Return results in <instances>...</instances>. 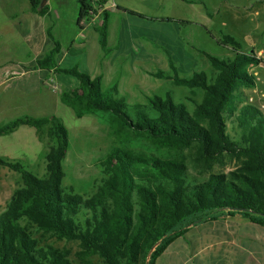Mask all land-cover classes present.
I'll list each match as a JSON object with an SVG mask.
<instances>
[{"label":"trees","instance_id":"trees-1","mask_svg":"<svg viewBox=\"0 0 264 264\" xmlns=\"http://www.w3.org/2000/svg\"><path fill=\"white\" fill-rule=\"evenodd\" d=\"M28 1L33 13L46 14V0ZM77 3L80 22L93 9L92 1ZM107 20L106 12L98 29L105 52ZM217 43L230 48L234 57L222 59L203 53L213 70L211 79L206 72L180 77L168 54L174 74L162 77L203 94L201 102L192 100L191 110L170 95L130 105L113 94L116 87L104 89L102 76L92 79L76 68L59 69L60 46L55 42V49L37 66L77 79L79 87L63 92L61 101L78 118L104 115L118 145L102 162L106 179L85 199L63 185L70 139L59 118L25 116L0 126V136L30 126L52 142L45 157L44 177L22 162L0 158V166L20 174L22 180L0 215V264H94L93 257L102 264H157L169 246L191 228L225 215H239L264 229V110L248 104L246 95L255 84L248 67L259 61L229 34L222 33ZM143 137L167 150L196 145L199 159L213 161L228 155L236 158L240 167L199 180L184 159L127 150ZM49 239L78 243L76 261L71 250L59 248Z\"/></svg>","mask_w":264,"mask_h":264},{"label":"rangeland","instance_id":"rangeland-1","mask_svg":"<svg viewBox=\"0 0 264 264\" xmlns=\"http://www.w3.org/2000/svg\"><path fill=\"white\" fill-rule=\"evenodd\" d=\"M18 1L0 0V61H6V63L11 61V58H22L25 60L31 58L33 60L37 57L36 48H30L29 44L23 41L24 34L22 32L19 33V36L16 33L11 36V26H37L38 23L40 26H44V24H40L42 22L40 17L29 16V14L26 16L20 15L23 18L21 25L14 21L11 17V3ZM114 1L124 3L130 9L129 11L140 13L142 17H137L143 21L136 26H117L118 29L116 31V26H109V44H111V47H115L113 46L114 44L120 43L121 46L119 48H127V56L125 60L123 59V62L118 63L119 72L116 71L117 73L114 72L111 76L107 75L103 78L104 89L116 87L117 91L113 92V94L118 98L125 99L130 105L147 104L149 99L154 96L165 97L166 95H170L176 103H184L192 110V100L201 102L203 94L200 92L194 93L186 87L178 86L173 80L168 78L174 74L168 63V54L171 55L170 51L172 50L174 40L172 38L174 27L169 24H172L170 21H173V19L179 21V19L184 17L190 18L192 16L190 9L198 8L199 6L192 7L187 4H181L179 3L180 0H111L110 3L113 4ZM198 1L202 2L201 5L209 14L215 16L206 25V28H194L192 33L187 28H184L180 32L177 38H179L182 44L192 45L193 50H196V55H193L194 57L178 55L176 56L175 64L180 77H190L194 72H206L211 79L213 70L203 53H208L222 59L234 57L231 49L220 46L215 39L221 36V29H223V32L227 31V28L221 26V15L217 16L216 12L219 9L230 8L254 13L256 10L255 5L260 2L264 3V0ZM55 4L52 0L49 6L55 9ZM75 5L74 0H66L62 9L57 8L59 12H64V18L67 21V23L61 25L63 38L60 41L64 48L70 47L67 44L73 38L75 31H77L75 24L71 22L76 14ZM251 5L252 7H250ZM248 7L250 8L248 9ZM111 12L114 15L117 13V9L113 8ZM146 21L151 23L147 24ZM113 22L114 20H112ZM179 23L181 22L179 21ZM122 35H124L123 38H121ZM11 37L13 40H11ZM133 44H136L137 48H139L136 55L129 48ZM97 50L101 52V47L97 42V34L94 33L91 35L90 43L87 45L84 53L79 56L71 52L68 54L64 66L67 68L78 67L82 71H96L99 60ZM129 50L131 51L129 52ZM162 74L168 77H162ZM75 80L74 82H79L77 79ZM59 81L67 88V76H60ZM8 87L9 85L1 88L0 92ZM60 87L61 90L59 92H52L61 95L63 89L61 85ZM248 90H246V95H250ZM31 102L33 103H31V113L41 118L56 116L69 131L70 146L63 162L66 172L63 185L85 199L92 197L106 179L102 162L110 151L118 145V141L111 133L107 119L104 115L100 114L86 115L83 118H78L74 111L66 105L59 108L61 112H57L58 108H56L55 98L48 92L45 94L43 92L40 100L41 104L39 101L35 103L34 97ZM24 115V112H13L11 109L0 110V126L5 125L11 120L22 118ZM20 136L24 140L23 142H29V140L33 139V136L27 137L26 134H21ZM14 137L15 135L11 136V134L0 136V158L10 161L6 158V155L9 153L7 151H10L11 139ZM38 137L45 151H42L37 159L24 160L23 164L39 177H44L46 175L45 157L50 150L52 142L43 133H38ZM127 150L135 154L184 159L192 175L199 180H205L212 174H229L240 167L239 161L228 155L219 156L213 161H204L197 156L198 147L196 145L179 148L178 150H167L161 143L144 137L138 138L130 144ZM18 151L20 150H13V152ZM21 184L20 174L7 167L0 166V215L5 211L14 191ZM49 243L59 248L71 250L72 259L76 261L77 253L80 251L78 243L57 241L56 239H49ZM213 254L214 252L204 254L202 257L199 256L198 260H189L186 264H220L217 263V258L212 256ZM92 259L94 264H102L97 257H93ZM164 260L165 258L160 261V264H163ZM240 262L241 254H237L233 264H239Z\"/></svg>","mask_w":264,"mask_h":264},{"label":"crops","instance_id":"crops-1","mask_svg":"<svg viewBox=\"0 0 264 264\" xmlns=\"http://www.w3.org/2000/svg\"><path fill=\"white\" fill-rule=\"evenodd\" d=\"M106 1L108 4V22L106 24L107 52H105L101 46V35L98 31L100 27L90 28L87 31L82 30L81 23L78 21L80 7L77 0H74L76 3L75 18L71 20V22L75 24L77 31H75L70 42L68 44L65 43L70 46L69 48H64L60 41V39L63 38L61 25H64L67 21L64 18V12L62 11L61 13L59 9L57 10V8L62 9V7H64L66 0H53V3H56L55 9L49 6L52 0H47L44 5H47L48 9L44 16L33 13L28 0H19L18 2L11 3V17L14 21L21 25L23 18L20 17V15L26 16L29 14V16L34 15L40 17L42 21L40 24H44V26H40L39 23V26H11V36L15 33L19 36V33L22 32L24 34L23 41L29 44L30 48H36L37 57L33 60H31V58L28 60L11 58V61L7 63L6 61H0V89L9 85L8 88L0 92V110L11 109L13 112H24V117L31 116L41 118L31 113V100L34 97L35 103H38L42 98L43 92L44 94L48 92L55 98L57 104L56 108H58L57 112H61L59 108L64 106L61 101V95L55 94L46 88L43 85L44 80L48 77H53L62 86L63 92L78 88L79 82H74L75 78L55 71V69L48 71L37 66L38 61L43 59L48 52L55 49V42L60 46L59 54L56 58L57 67L59 69L71 70L76 68L90 75L92 79L99 76L105 78L107 75L111 76L116 71L119 72V67L117 65L119 62H123V59H126L127 48H119L121 46L120 43H117V45L114 44L113 46L115 47H111V44L108 42L109 26H116V31L118 29L117 26H136L141 24L143 20L137 17V15L129 13L130 9L126 7L124 3L114 1L113 5H115V7H113L110 3L111 0ZM179 3L187 4L192 7H197L198 5L199 7L190 9L192 16H190V18L184 17L179 19L181 23L176 19L170 21L172 24L169 25L174 27L172 37L174 40L172 43V50L170 51L174 62H176V56L178 55L192 57L196 55V50H193L192 45L189 46L186 43L182 44L179 38H177L180 32L184 28H187L191 33L194 28H206V25L209 24L215 16L209 14L201 5L202 2L198 0H180ZM250 7H252V5ZM250 7H248V9ZM113 8L117 9V13L114 15L111 12ZM255 9L254 13L230 8L219 9L216 12L217 16L221 15V26L227 28L226 32H223V29H221V34L225 33L235 37L243 45L244 51L251 53L264 50V3H257ZM112 20H114L113 23ZM148 23L150 24L151 22H147V24ZM94 33L97 34V42L101 47V52L97 50L99 60L96 71H91V73L90 71H82L78 67H65L64 64L68 58V54L74 52L81 56L90 43L91 35ZM123 36L124 35H122L121 38H123ZM218 38H215L216 41ZM11 40H13L12 37ZM129 48L135 55L136 52L138 53L139 51L136 44L130 45ZM131 50H129V52ZM199 52L201 53V51ZM62 75L67 76V88L59 81V77ZM248 92L250 93L251 89H249ZM21 134H26L27 137L33 136V139L29 140V142H23L24 140L21 138ZM12 135H15V137L11 139L10 151H7L9 153L6 155V158L10 161H19L23 163L26 159H37L42 151H45V148L41 146L42 142L38 137V132L33 127L21 126L11 133V136ZM13 150L20 151L13 152ZM191 234L193 235L191 236ZM173 247L175 248L172 250ZM212 252H214L212 256H215L217 258V263L220 264H233L237 254H241V262L239 264H264V229L239 215H225L214 222H207L191 228L183 237L177 239L169 246L159 258L157 264H160V261L164 258L163 264H186L189 260H198L199 256L202 257L204 254H210ZM164 255L165 257H163Z\"/></svg>","mask_w":264,"mask_h":264},{"label":"built area","instance_id":"built-area-1","mask_svg":"<svg viewBox=\"0 0 264 264\" xmlns=\"http://www.w3.org/2000/svg\"><path fill=\"white\" fill-rule=\"evenodd\" d=\"M92 10L80 21L81 28L87 31L90 28L101 27L105 20V13L108 10L107 2L103 5V0H91ZM115 7V5L111 4ZM254 57L259 61L258 64H250L248 74L254 78L255 84L251 88L250 95H247V103L264 110V50L254 53ZM43 85L53 92H59L61 87L53 78L48 77L44 80Z\"/></svg>","mask_w":264,"mask_h":264},{"label":"water","instance_id":"water-1","mask_svg":"<svg viewBox=\"0 0 264 264\" xmlns=\"http://www.w3.org/2000/svg\"><path fill=\"white\" fill-rule=\"evenodd\" d=\"M45 4V2L43 3V5Z\"/></svg>","mask_w":264,"mask_h":264}]
</instances>
